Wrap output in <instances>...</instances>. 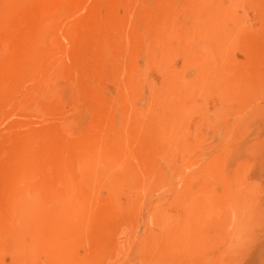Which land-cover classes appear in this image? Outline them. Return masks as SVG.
I'll use <instances>...</instances> for the list:
<instances>
[{"label": "rangeland", "instance_id": "obj_1", "mask_svg": "<svg viewBox=\"0 0 264 264\" xmlns=\"http://www.w3.org/2000/svg\"><path fill=\"white\" fill-rule=\"evenodd\" d=\"M0 27V264H264V0H0Z\"/></svg>", "mask_w": 264, "mask_h": 264}, {"label": "bare ground", "instance_id": "obj_2", "mask_svg": "<svg viewBox=\"0 0 264 264\" xmlns=\"http://www.w3.org/2000/svg\"><path fill=\"white\" fill-rule=\"evenodd\" d=\"M8 1V0H7ZM4 2V1H3ZM22 2H24V1H22ZM7 3V2H6ZM26 3H28V2H26ZM33 3V1L31 2L30 1V6H31V4ZM37 4H39V6H40V4H41V6H42V4L43 3H37ZM36 4V2L32 5V8L33 9H37V8H35L36 6H38ZM49 4L50 3H48L47 5L49 6ZM7 5V4H6ZM16 5V4H15ZM23 5H26V4H23ZM22 5V6H23ZM28 5V4H27ZM29 5H28V7H29ZM36 5V6H35ZM44 5V4H43ZM5 6V5H4ZM34 6V7H33ZM38 6V7H39ZM18 8V7H17ZM22 8H25V6L24 7H22ZM27 8V7H26ZM30 9H31V7H29ZM52 9V7H47V9L45 8V10H48V11H50V12H48V11H45V10H43V11H45V12H48V14L50 13V15H48V18L50 17L51 18V16H53L54 15V17H55V14H53V15H51V12H53V10H50V9ZM32 9V10H33ZM54 9V8H53ZM57 9H59V8H57ZM55 10H56V8H55ZM60 10V9H59ZM28 11V10H27ZM37 11H38V9H37ZM39 11H40V9H39ZM61 11V10H60ZM6 12V11H5ZM17 12V11H16ZM29 12V11H28ZM33 12V11H32ZM4 13V12H3ZM11 13V12H10ZM54 13V12H53ZM62 13V11L60 12V14ZM31 14V13H30ZM42 14H44V12L42 13ZM59 13H58V15H60ZM63 14V13H62ZM17 15H18V12H17ZM20 15V14H19ZM56 15H57V13H56ZM24 16V15H23ZM47 17V16H46ZM45 17V18H46ZM58 17V16H57ZM8 18H9V16H8ZM42 18V17H41ZM45 18H42L43 19V21H41V22H46L47 23V18L45 19ZM50 18L48 19V20H50ZM11 19V18H10ZM44 19L46 20V21H44ZM52 19V18H51ZM5 20V19H4ZM58 20V19H57ZM56 21V20H55ZM40 22V23H41ZM8 25H9V23H8ZM41 25V24H40ZM45 25H47V24H45ZM50 26V25H49ZM42 27V26H41ZM47 27V26H46ZM3 29V27H0V31ZM5 29V28H4ZM3 29V30H4ZM0 35H3V34H0ZM29 50V49H28ZM28 50H26V51H28ZM27 53V52H26ZM27 55H29V54H27ZM98 151V150H97ZM108 152V151H107ZM116 153V152H115ZM25 155V154H24ZM28 155V154H27ZM96 159V158H95ZM14 165H16V164H14ZM20 165V164H19ZM28 165V164H27ZM30 166V165H29ZM24 167V166H23ZM19 168H21V167H19ZM28 169V168H27ZM32 169V168H31ZM28 174V173H27ZM18 175H19V173H18ZM22 175V174H21ZM32 176V175H31ZM49 178V177H48ZM15 179V178H14ZM20 179H19V177H18V181H17V179H16V182H15V180H12V183H13V181L15 182V184L16 183H19L20 184V181H19ZM21 180H22V178H21ZM24 180V179H23ZM28 181V180H27ZM35 181V180H34ZM46 181V180H45ZM23 181H21V183H22ZM30 182H31V180H30ZM42 182V181H41ZM41 182H39V183H41ZM44 182V181H43ZM36 183H37V181H36ZM33 184H35V182H33ZM44 211V210H43ZM38 216H35V220H34V224L35 223H37V224H35L32 228L34 229V228H38L37 229V231H38V233L40 232V234H48V236H52V222L54 223V224H58L59 225V227H64V226H66V220H67V218L69 217V215H72L73 213H72V207H70V206H66L65 208H62V209H45V211L44 212H42V211H39L38 213ZM54 216L56 217L55 219H57V221H55V220H53V218H54ZM73 216V218L74 217H76L75 215H72ZM56 223H55V222ZM43 223V224H42ZM46 225H45V224ZM39 226V227H38ZM43 226H45V227H43Z\"/></svg>", "mask_w": 264, "mask_h": 264}]
</instances>
